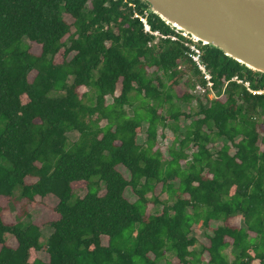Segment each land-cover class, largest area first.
<instances>
[{"label": "trees", "instance_id": "trees-1", "mask_svg": "<svg viewBox=\"0 0 264 264\" xmlns=\"http://www.w3.org/2000/svg\"><path fill=\"white\" fill-rule=\"evenodd\" d=\"M131 2L148 9L142 0H0V264H172L167 254L178 264H264V95L230 81L258 90L264 74L198 43L214 98L193 94L204 81L186 39L150 13L152 30L177 37L154 43ZM163 130L167 158L156 147ZM156 185L163 201L147 197ZM15 193L25 211L7 224L2 202ZM48 196L57 218L42 242L26 206Z\"/></svg>", "mask_w": 264, "mask_h": 264}, {"label": "water", "instance_id": "water-1", "mask_svg": "<svg viewBox=\"0 0 264 264\" xmlns=\"http://www.w3.org/2000/svg\"><path fill=\"white\" fill-rule=\"evenodd\" d=\"M148 12L264 74V0H142Z\"/></svg>", "mask_w": 264, "mask_h": 264}, {"label": "rangeland", "instance_id": "rangeland-1", "mask_svg": "<svg viewBox=\"0 0 264 264\" xmlns=\"http://www.w3.org/2000/svg\"><path fill=\"white\" fill-rule=\"evenodd\" d=\"M64 19L68 22H71L70 18L64 17ZM158 42V38L154 39V43ZM25 43L27 44L28 42L25 41ZM30 52L38 54L39 53V46H37L36 44L31 43L30 44ZM61 55H62V51L59 52V54L55 57V61L60 62L61 60ZM31 78V76H30ZM176 89V93L178 95H182L184 92H186L187 88L184 85V83H182V81L179 83V85H177L175 87ZM80 92H84L87 91L86 88H79ZM209 99V98H208ZM106 102L109 103L110 102V97L106 98ZM192 108V110H195L194 105L192 106L191 103L188 105ZM188 109L187 108H184ZM188 123V121H181V125H184ZM144 130V128H143ZM262 135L264 134V125L261 123L260 124V131H259ZM164 137H161L160 135H158L157 137V141H156V147L160 150V152L164 155L165 158H167V149L169 148L170 144H171V133L169 130H163ZM69 141H74L77 137V134L72 132V133H68L67 134ZM144 140V132H142L141 134H139L137 136V142L138 143H142ZM219 146V144H217V147ZM233 149L231 148L230 153H233ZM123 174L125 175V177H127V173H125L123 171ZM27 181H31L30 179H27ZM73 188L75 190V193L77 196H83L85 194V189H84V185L83 183H74L73 184ZM103 194V191L101 190L100 195ZM14 200H12L11 202H8L7 204L2 202V205L5 206L4 211L2 212V217H3V221L7 224L13 223L14 221H16L17 217H21V214L25 211L24 208L22 207V204L24 203L23 200H21L20 198L17 197V194L15 193ZM125 198L130 201L133 202L135 200V196L134 194L131 192L130 189L125 190L124 193ZM147 197L151 198L152 197H156L159 201H163L166 197L165 195L161 192L160 190V185H156L155 188L153 189V191L151 193H149L147 195ZM37 203L33 206L27 205L26 206V211L27 213H29L31 220L33 221L34 224H36L37 226L40 227V232H41V241L44 242V240L49 236V234L51 233V228L48 226V223L55 220L57 218L56 214L53 212V209L55 207L56 204V200L52 197V196H48L45 197L44 199L40 200L39 198H36ZM158 209H160V206H152L151 204L148 205L147 208V212L149 213H156L158 211ZM232 225L237 223V220H233L232 222H230ZM216 222H213L211 224L212 227L216 226ZM192 235L196 237V239L207 245V240L203 235V231L201 230V228H194ZM106 238L102 237V244L106 243ZM6 243L8 246H14L13 241L11 239V237L6 236ZM37 258L43 262H47L48 261V256L45 252L43 251H39L36 254ZM166 258L172 263V264H178L177 261L175 259H172L170 254H167ZM163 264V263H161Z\"/></svg>", "mask_w": 264, "mask_h": 264}, {"label": "built area", "instance_id": "built-area-1", "mask_svg": "<svg viewBox=\"0 0 264 264\" xmlns=\"http://www.w3.org/2000/svg\"><path fill=\"white\" fill-rule=\"evenodd\" d=\"M128 5H129V7L132 8L133 18H137L138 21L141 23L144 33L151 35L154 38H158V39L177 40V37L175 35H163V34L159 33L158 31H154L151 29V27L148 23V20H147V17L150 14L147 9L143 10L141 13V12H138L137 10H135V6L132 2L129 3ZM170 28H172V27H170ZM172 29L175 31V33L183 36L186 39V41L184 42V45H185V47L188 48V51L185 52V55H187L190 58L191 62L194 64V66L200 72V75L204 81V84H201L200 82L195 83V85L193 86L192 93L195 95H198V96L206 94L209 99L214 98L213 82L211 80V76H210L209 72L207 71L204 63L201 61V58H200V49L198 48V43H201V42L197 41L196 39L192 38L191 36H189L183 32L177 31L174 28H172ZM201 44L204 45L203 43H201ZM230 81H234L238 84H242L253 95L254 94L264 95V86L258 90H252V89H250L248 82H242L237 77L231 78Z\"/></svg>", "mask_w": 264, "mask_h": 264}]
</instances>
